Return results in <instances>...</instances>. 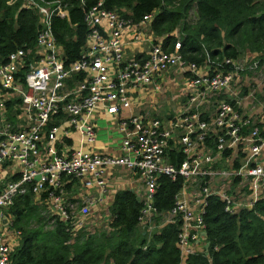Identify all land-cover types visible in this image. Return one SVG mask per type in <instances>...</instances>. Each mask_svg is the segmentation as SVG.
Masks as SVG:
<instances>
[{
  "label": "built area",
  "instance_id": "2783aa9c",
  "mask_svg": "<svg viewBox=\"0 0 264 264\" xmlns=\"http://www.w3.org/2000/svg\"><path fill=\"white\" fill-rule=\"evenodd\" d=\"M14 1L7 0L6 4L11 5ZM23 3L26 8L36 10L41 28L31 53L17 49L0 64V92L18 97L19 109L28 118L25 126L17 128L6 118L0 119V172L5 164L14 166L8 177L0 175V217L6 218L5 225H0V264H9L11 248L5 240L4 228L13 229L6 213L16 199L30 195L35 202L43 204L46 195L47 206L71 231L68 221L73 212L86 216L93 201L83 200L76 209L63 198L64 186L74 181L85 189H103L102 172L106 167H124L142 180L145 190L137 200L141 203L138 224L143 232L148 229V216L155 213L153 195L156 181L161 176L172 181L237 178L247 183L249 191L243 210L250 209L257 201H264V165L255 160L264 152V119L261 129L251 127L244 136L242 128L249 124L248 119L240 113L239 103L226 94L236 75L260 73L261 65L258 67L255 61L242 58H223L220 65L213 68L206 63L196 65L182 58L177 41L171 51L153 43L141 57H125L120 42L122 31L135 27L132 41L139 40L137 29L149 24L152 15L131 23L129 19L105 10L102 0H93L91 6L82 8L87 29L85 44L79 58L66 65L49 27L52 16H66L65 5L59 0L41 4L23 0ZM80 6H83L82 0ZM204 67L208 72L198 74V68ZM170 71L184 75V87L189 95L182 102V113L168 128L157 119L127 117L119 120L120 153L116 157L93 154L81 148L64 155L53 150L52 142L59 132L55 126L47 127L52 117L62 114L68 126L77 129L83 142L90 144L94 140L90 120L96 106L101 105L108 115H116L129 108L130 92L152 85ZM75 75H81V79L76 81L73 89H68L66 83ZM21 85H25V89ZM212 97L217 98L214 111L206 117L201 111ZM169 128L178 134L182 159L177 166L166 163L164 158L172 134ZM210 137L213 148L207 150L204 143ZM44 141L51 143L46 146L45 160L41 157ZM234 148L247 149L242 153L240 165L230 171L211 168L215 159ZM200 191L204 199L213 195L207 185ZM221 196L224 211L233 213L236 201ZM169 215L181 217L176 244L180 253L187 252L190 244L199 243L198 231L204 227L201 215L191 213L184 203L175 199ZM12 232L19 237V231L13 229Z\"/></svg>",
  "mask_w": 264,
  "mask_h": 264
},
{
  "label": "trees",
  "instance_id": "16d2710c",
  "mask_svg": "<svg viewBox=\"0 0 264 264\" xmlns=\"http://www.w3.org/2000/svg\"><path fill=\"white\" fill-rule=\"evenodd\" d=\"M6 1L0 0V64L17 49L31 53L41 28L35 9L26 8L23 0L11 5ZM59 1L66 16H52L49 27L67 65L84 47L82 8L93 0H82V7L80 0ZM102 7L131 23L151 14L149 28L162 39L161 48L171 51L177 41L182 58L196 65L213 68L223 58L236 59L244 52L255 56L252 61L258 67L264 64V0H102ZM174 156L179 162L180 154ZM181 182L157 179L152 202L156 226L158 216L172 209ZM140 207L132 192L118 191L110 207V230L74 235L65 223L51 219L43 205L33 204L30 195L18 198L8 209L12 226L20 232L9 264H180L176 238L181 221L175 218L151 233L143 232L138 224ZM202 223L205 250L189 254L183 264H264L263 200L233 215L224 211L217 197L207 196Z\"/></svg>",
  "mask_w": 264,
  "mask_h": 264
},
{
  "label": "crops",
  "instance_id": "0c3cea01",
  "mask_svg": "<svg viewBox=\"0 0 264 264\" xmlns=\"http://www.w3.org/2000/svg\"><path fill=\"white\" fill-rule=\"evenodd\" d=\"M137 30L140 38L136 41H132V36L136 33L135 27H127L121 33L120 42L125 57H141L149 45L153 43L161 44L162 39L156 37L151 32L149 24L140 26ZM58 52L62 57L60 49ZM237 58L252 61L255 59V56L249 52H244ZM260 67L264 71V64H261ZM207 72V67L198 68L197 70L198 74H206ZM249 74L241 73L236 75L231 84V90L226 93L229 99H233L239 103L240 113L245 119H248L249 124L242 128V134L244 136L249 133L251 127L261 129L264 119V95L261 93L262 88H264V77L261 82V87L257 86L254 88L256 86L255 79ZM79 79H81V75L72 76L66 83L67 88L73 89L76 81ZM184 84V75L177 71H170L158 77L152 85L142 88L139 91L130 92L129 108L119 111L116 115H108L101 105L96 106L90 120L94 130V140L90 144L84 143L80 132L77 129L69 127L65 117L62 114H58L52 117L47 124V127L48 125L55 126L59 132L55 142H52V148L58 155H64L72 150L81 148L83 151L93 154L116 157L120 153L119 144L121 136L118 132L119 120L127 117L147 120L157 119L164 127L168 128L171 121L179 113H182V102L189 95V91L184 87ZM157 86L158 88H156ZM21 87L25 89V85H21ZM216 99L214 97L210 98L201 111L202 115L205 114L207 117L213 114ZM18 103L19 99L14 94L0 92V119L2 117L6 118L14 128L21 127L28 120L26 114L20 111ZM169 130L172 131V134L167 142L168 145L165 149L164 158L166 163L177 166L182 159L178 145V134L170 128ZM49 144L51 143L47 144L45 141L43 142L41 157L44 160L47 155L46 146ZM204 146L207 150L213 148V140L211 137L205 140ZM244 150L247 149L244 148L242 151L240 148H234L225 151L212 162L211 168L213 170L225 171L236 168L242 162V153H245ZM175 153H179L181 156L179 162L175 161ZM168 154H170L169 159ZM255 160L257 163L264 165V152ZM3 166L4 168L1 170L0 175L8 177L14 171V166L6 164ZM102 180L104 182L103 189H98L97 187L85 189L81 183L74 181L64 186L63 198L66 200V203H72L76 209L82 204L83 200L89 199L93 201L92 205L89 206V211L86 216L81 217L78 212H73V217L70 219L71 221H68V225L71 226V231L74 235L77 233L92 235L101 231L108 232L110 230L108 224L111 220L110 207L115 193L126 190L132 192L135 197L140 198L145 190L142 180L135 173L124 167H106L102 172ZM205 185L213 192L212 196L215 195L220 201L222 199L221 195L228 196L236 201L232 207L233 213L231 214H237L239 211L245 209L249 198L247 183L231 177H215L208 181L201 179L182 181L180 189L174 199L184 203L191 213L200 214L202 219L201 211L203 209L204 196L200 190ZM31 200L37 206L44 204V211L51 219H57L59 222H63L45 203L47 201L46 195H44L43 204L35 202L33 197H31ZM243 204L244 206H242ZM6 216L10 218L11 227L16 230L12 226V217L8 215V211ZM154 217H156L155 213H151L148 216V233L157 230L164 224L173 222L175 218L181 221L180 216L172 217L167 212L158 216L160 221L158 226H156L153 221ZM5 223L6 218L0 217V225L4 226ZM12 230L4 228L5 240H7L11 251L18 245L19 240V237H16ZM198 237L199 243L190 244L187 252L180 253L179 251L180 264H183L189 254L204 252V227L198 231Z\"/></svg>",
  "mask_w": 264,
  "mask_h": 264
},
{
  "label": "rangeland",
  "instance_id": "374dc122",
  "mask_svg": "<svg viewBox=\"0 0 264 264\" xmlns=\"http://www.w3.org/2000/svg\"><path fill=\"white\" fill-rule=\"evenodd\" d=\"M249 75L253 76L254 79H255L256 86H254V88L257 87V86L261 87V85H262L261 82L263 81V77H264L263 69H262V71L260 73H255L254 75L252 73H250ZM261 93L264 95V88H262Z\"/></svg>",
  "mask_w": 264,
  "mask_h": 264
}]
</instances>
